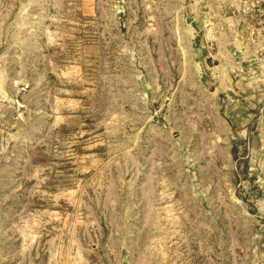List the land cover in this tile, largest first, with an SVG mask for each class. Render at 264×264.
Wrapping results in <instances>:
<instances>
[{"label":"rangeland","instance_id":"rangeland-1","mask_svg":"<svg viewBox=\"0 0 264 264\" xmlns=\"http://www.w3.org/2000/svg\"><path fill=\"white\" fill-rule=\"evenodd\" d=\"M0 264H264V0H0Z\"/></svg>","mask_w":264,"mask_h":264},{"label":"crops","instance_id":"crops-1","mask_svg":"<svg viewBox=\"0 0 264 264\" xmlns=\"http://www.w3.org/2000/svg\"><path fill=\"white\" fill-rule=\"evenodd\" d=\"M220 76H222L224 79H227V76H225V74L224 75H220Z\"/></svg>","mask_w":264,"mask_h":264}]
</instances>
